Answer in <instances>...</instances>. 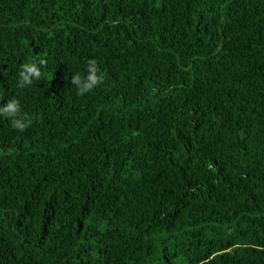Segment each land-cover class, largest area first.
I'll return each mask as SVG.
<instances>
[{
	"label": "trees",
	"instance_id": "16d2710c",
	"mask_svg": "<svg viewBox=\"0 0 264 264\" xmlns=\"http://www.w3.org/2000/svg\"><path fill=\"white\" fill-rule=\"evenodd\" d=\"M11 98L0 264H264V0H0Z\"/></svg>",
	"mask_w": 264,
	"mask_h": 264
},
{
	"label": "clouds",
	"instance_id": "9594fccd",
	"mask_svg": "<svg viewBox=\"0 0 264 264\" xmlns=\"http://www.w3.org/2000/svg\"><path fill=\"white\" fill-rule=\"evenodd\" d=\"M46 59L41 58L39 64L36 62H25L18 69V86L24 88L32 85L34 81L41 79V67L46 66ZM104 73L101 72L94 59L87 61V74L76 72L71 77V85L77 89V95H84L91 92L95 87L104 81ZM0 117L10 120L11 126L20 132L25 131L33 123V117L22 110L20 101L11 98L3 105H0Z\"/></svg>",
	"mask_w": 264,
	"mask_h": 264
}]
</instances>
